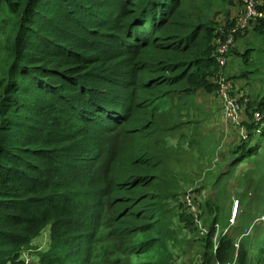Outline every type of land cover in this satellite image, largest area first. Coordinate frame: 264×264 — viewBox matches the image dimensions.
Instances as JSON below:
<instances>
[{"label":"trees","instance_id":"trees-1","mask_svg":"<svg viewBox=\"0 0 264 264\" xmlns=\"http://www.w3.org/2000/svg\"><path fill=\"white\" fill-rule=\"evenodd\" d=\"M234 3L0 0V264H25L46 229L35 264H164L177 197L168 137L191 99L217 93L237 18L216 17ZM253 27L264 33V17ZM252 53L241 54L247 67ZM246 114L234 165L264 151V95ZM207 204L203 264H264V235L256 254L248 238L234 246L232 232L248 228L221 232L215 249Z\"/></svg>","mask_w":264,"mask_h":264},{"label":"rangeland","instance_id":"rangeland-1","mask_svg":"<svg viewBox=\"0 0 264 264\" xmlns=\"http://www.w3.org/2000/svg\"><path fill=\"white\" fill-rule=\"evenodd\" d=\"M243 1L235 0L234 5L229 9L230 15L219 14L216 17L219 24L224 25L238 18L240 10L244 11ZM257 20L242 30L241 37L235 39L233 47L235 50L231 53L236 63L233 64L232 71L226 75L228 79L233 80V95L240 98L242 109L247 102L257 101L264 95V33L255 31L253 23ZM247 49H252L254 52L248 67L245 66L241 56ZM220 100L217 98V93H198L184 108L183 122L187 123L178 127L168 137L172 157L167 160L172 176H169L166 182L176 187L177 197L168 200L175 218L171 229L172 239L168 241L170 255L164 264H203L204 251L198 241L201 236L200 228L198 227L199 235H197V228L195 229L189 211L183 203L188 191L194 192V196L198 198L202 216L207 210V202L215 209L218 223L214 244L215 239L219 240V234L231 223L237 200L239 212L233 225L238 228H248L243 231L245 233L249 230L245 243L249 244L252 253L256 254L262 243L264 151L262 153L258 151V154L248 156L234 165V152L243 144L242 140L248 139L250 118L248 121L247 108H245L240 114L238 126L227 124L223 117V102ZM241 135L247 137L243 139ZM175 210L181 215L177 217L178 213H175ZM182 215L187 217H181ZM232 233L234 246L239 251L236 245L239 233ZM48 234L49 229H46L35 242L40 248L31 252L24 251L25 264L37 263L39 259L37 253L45 250L48 245Z\"/></svg>","mask_w":264,"mask_h":264},{"label":"built area","instance_id":"built-area-1","mask_svg":"<svg viewBox=\"0 0 264 264\" xmlns=\"http://www.w3.org/2000/svg\"><path fill=\"white\" fill-rule=\"evenodd\" d=\"M244 11L241 12L239 18L235 20L236 26L228 32L226 39L221 43L219 47L220 55L218 57V62L223 69L222 76L219 81V88L217 90V97L220 98L223 102V117L227 124H232L235 126L239 125V117L243 109L248 107L249 102H247L246 106H243V109L240 105V98L233 95V80H230L224 74V70L228 63V56L232 51L236 34L249 27L254 20L264 17V12L259 10L258 8V0H244ZM254 119L256 122L260 123L262 121V114L260 112L254 113ZM247 135V134H246ZM244 135L243 138L247 137ZM185 206L188 208V211L194 214V221L200 228V235L204 236L207 233V228L203 225V221H201V210H199L198 198L194 196V192L188 191L185 194L183 199ZM239 212V201H236L234 205L231 223L224 229L223 235L226 234L230 227L233 226V222L235 221V217ZM201 219V220H200ZM249 233V230H246L244 234H242L236 242L237 247H240V243L243 238ZM220 240L215 239V249L218 248ZM215 264H222L220 262H216ZM228 264H235L234 262H230Z\"/></svg>","mask_w":264,"mask_h":264},{"label":"crops","instance_id":"crops-1","mask_svg":"<svg viewBox=\"0 0 264 264\" xmlns=\"http://www.w3.org/2000/svg\"><path fill=\"white\" fill-rule=\"evenodd\" d=\"M258 1L260 2V5H262V6L264 5V0H258ZM240 12H242V10H240ZM240 12L238 13L239 17H240V15H241ZM236 14H237V13H236ZM239 17H238V18H239ZM262 48H263V47H262ZM228 57H229V56H228ZM230 58H231V57L228 58V61L230 60ZM234 63H236V61H234V62L231 63L230 68H228V65H227V67H226L225 70H224V74H225V75H228V74L232 71L231 68H234V67H233V64H234ZM228 64H229V62H228ZM233 70H234V69H233ZM245 75H246V74H245ZM217 98H218V97H217ZM220 102H221V100H220Z\"/></svg>","mask_w":264,"mask_h":264},{"label":"bare ground","instance_id":"bare-ground-1","mask_svg":"<svg viewBox=\"0 0 264 264\" xmlns=\"http://www.w3.org/2000/svg\"><path fill=\"white\" fill-rule=\"evenodd\" d=\"M244 7V6H243ZM259 7V6H258ZM262 11V10H261Z\"/></svg>","mask_w":264,"mask_h":264}]
</instances>
